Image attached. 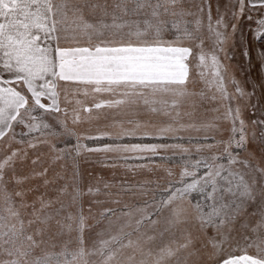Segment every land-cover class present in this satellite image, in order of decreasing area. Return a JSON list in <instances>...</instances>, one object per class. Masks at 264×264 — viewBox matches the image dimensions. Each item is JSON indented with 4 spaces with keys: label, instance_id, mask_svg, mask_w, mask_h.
I'll list each match as a JSON object with an SVG mask.
<instances>
[{
    "label": "snow or ice",
    "instance_id": "1",
    "mask_svg": "<svg viewBox=\"0 0 264 264\" xmlns=\"http://www.w3.org/2000/svg\"><path fill=\"white\" fill-rule=\"evenodd\" d=\"M211 7L209 0H0V264H194L197 241L211 249L213 264H264V166L249 147L264 161V111L252 121L259 133L250 134L233 103L246 94L224 63L239 32L251 69L246 35L264 42V0H229L224 12L217 3L215 19ZM256 55L264 75V50ZM205 103L216 115L197 122ZM38 143L54 160L72 162L55 208L43 195L39 208L29 204L31 189L18 187L27 177L17 176L16 161ZM82 155L113 169L155 164L167 178L158 189L148 181L122 186L148 199L108 207L98 197H111L113 184L96 177L85 190ZM29 207L35 219L25 221ZM89 219L105 226L94 231Z\"/></svg>",
    "mask_w": 264,
    "mask_h": 264
},
{
    "label": "rangeland",
    "instance_id": "2",
    "mask_svg": "<svg viewBox=\"0 0 264 264\" xmlns=\"http://www.w3.org/2000/svg\"><path fill=\"white\" fill-rule=\"evenodd\" d=\"M211 4V11L213 18L215 19L217 16V11H216V6L217 3L220 5V11L224 12L225 8L224 6L229 2V0H209ZM191 19V18H189ZM230 31V30H229ZM236 42L234 44L238 45V50L234 49L233 47V41H229L228 45V51L232 54V59L231 60H225L224 63L228 65V74L229 76H234L236 80H238L244 89L245 96L237 101L239 103L243 117L248 123V129L249 133L253 131V129L256 130L257 134L259 133V127L255 126L252 124L253 120L259 119L257 118V114L255 115V99L252 98V90L251 86L249 83L248 79V74H247V58L244 57L243 55V49L241 46L240 42V34L237 32L235 38ZM264 45V43H263ZM261 45V47H264ZM264 49V48H263ZM237 51H240L238 53ZM223 58V54H221ZM244 86L249 88L250 93L245 90ZM229 90L232 91V86L229 85ZM247 98H250V102ZM254 101V103H253ZM249 102V105L247 104ZM236 104V103H234ZM213 107L212 104L205 103L201 110L203 113V119L206 118L207 120H210L213 116L216 115V113L212 111H204L205 108L211 109ZM259 114V113H258ZM200 122V121H199ZM69 126L71 127V122H69ZM251 140V135L249 137ZM74 143V141H72ZM86 143L89 144L88 141ZM61 147L63 146L62 144L60 145ZM13 147H22L21 145L13 144ZM250 148H255L256 149V155L255 158L253 159V163H260L261 166H264V161L260 160V152L259 149L256 147V145L251 144L249 145ZM28 157L24 160H17L16 161V170H17V176L23 178L27 177V179H22V183L18 186L21 189H31V191L27 192L26 195V200L29 204H31L32 201L36 200L37 204L36 207L39 208V202H38V197L43 195V198L45 200H50L51 208L58 207V202H57V196L58 192L57 189L62 186L66 179L69 178L72 174V162L70 160H54L53 156L55 155L52 153L49 149V146L47 144L43 143H38L35 149L28 148ZM95 156V154H90ZM37 163L33 165L32 161L34 159H37ZM42 162V163H41ZM35 168L36 172H42L45 168H47V172L45 173L44 176H33L32 171ZM79 168L80 171L83 175L84 178V185H85V190L87 188L88 183L93 182L94 178L96 177H103L104 180L111 179V182H119L118 177H114V171L108 170V171H103L100 164L94 163L93 160L85 161L83 159V155L80 158V163H79ZM89 173H92L90 176ZM119 171H116V174H118ZM108 174V175H107ZM111 174V178H110ZM107 175V179L106 176ZM113 176V177H112ZM47 180L48 183L45 184L44 181ZM138 189H136L137 191ZM115 195H112V197ZM112 197H106V196H100L98 199L105 200L107 202L108 207L112 208H118L119 205H116L114 203H111V198ZM17 201H19L21 198L20 197H15ZM89 198L86 196L85 197V213H87V200ZM124 204L121 203L119 207H122ZM99 211L100 209L97 208L95 209V214L97 219H99ZM31 213V208L29 207L27 210L24 211V219L27 221L28 219H35V217L30 215ZM259 217H254L251 218V223H255L256 220H258ZM96 220L89 219L88 223L92 225V230H99L101 227L105 226L103 222L100 224H95ZM95 224V225H94ZM94 225V226H93ZM209 235L212 234V229L208 230ZM203 239V238H201ZM194 248L198 250L197 254H194L193 256L190 257V259L194 262V264H213L212 261L208 260L207 255L205 254L207 251H211V249H204L201 247V241H197L194 245Z\"/></svg>",
    "mask_w": 264,
    "mask_h": 264
},
{
    "label": "crops",
    "instance_id": "3",
    "mask_svg": "<svg viewBox=\"0 0 264 264\" xmlns=\"http://www.w3.org/2000/svg\"><path fill=\"white\" fill-rule=\"evenodd\" d=\"M233 41V40H232ZM246 41L248 42V47H249V56L251 59V64L252 67L251 69L249 68V59L247 58V74H248V79L249 83L251 86L252 90V98L255 99V115L257 118H262L261 113L264 111V75L261 74L260 72V63L259 60L257 59V49L263 50L261 47V44L259 41H256L255 44H253V37L251 32H247L246 35ZM203 85H199V87H202ZM249 90V88H246V91ZM250 93V91H248ZM247 92V93H248ZM250 102V98H247ZM249 102L247 104L249 105ZM233 103H237V101H233ZM254 103V101H253ZM259 113V114H258ZM187 120V118H185ZM196 120L197 122L201 120H207L206 118L203 119V113L202 110L197 113L196 115ZM100 124H103V121L99 122ZM81 130L86 129L88 126L87 125H82L80 126ZM94 131V127H93ZM192 135H196V133H191ZM185 136L188 135V133H184ZM90 146H94L92 141H88ZM131 142H140L137 138H133ZM144 142H154L150 138H146ZM195 150L193 149V154ZM96 155V154H95ZM175 159H179V157H175ZM157 163H160L159 158H156ZM131 164H137V163H143V161H136L132 160L129 161ZM150 168L154 170H149V168H138L133 170H128L123 167H117L115 169L113 168H105L103 167V171H114V177L119 178V182H111V179H108L109 182L113 184V187L111 188V192L115 196H111V200L119 199L121 203H129V204H138L142 200L148 199V197H138V196H133L131 193L128 192H121V187L127 188L129 185H141L144 184V182L148 181L146 187L148 188H153V189H158V185L162 187L164 185V181L167 178V173L164 168L157 167L155 164L150 165ZM165 167L171 168V170L176 173L177 175L180 172V168L178 166H175L171 163L166 164ZM116 171H119L118 174H116ZM108 175V174H107ZM107 175L105 176L107 179ZM113 177V176H112ZM111 178V174H110ZM133 191H136V188L133 189ZM119 193V195H117ZM121 205V204H120ZM119 205V206H120ZM118 206V207H119Z\"/></svg>",
    "mask_w": 264,
    "mask_h": 264
},
{
    "label": "trees",
    "instance_id": "4",
    "mask_svg": "<svg viewBox=\"0 0 264 264\" xmlns=\"http://www.w3.org/2000/svg\"><path fill=\"white\" fill-rule=\"evenodd\" d=\"M234 40H235V39H234ZM234 42H236V41H233V44H234ZM259 43H260L261 45H263L264 42L259 41ZM263 46H264V45H263ZM233 48L236 49V50H238V49H237V48H238V45L234 44V47H233ZM262 48H264V47H262ZM263 50H264V49H263ZM237 52L240 53V51H237ZM244 88H245V90H246V87H245V86H244ZM247 92H248V91H247ZM95 224H96V222H95ZM95 224H94V225H95ZM94 225H93V226H94Z\"/></svg>",
    "mask_w": 264,
    "mask_h": 264
}]
</instances>
